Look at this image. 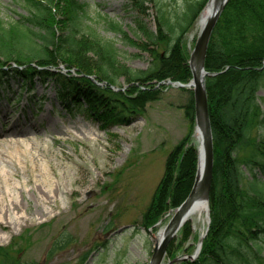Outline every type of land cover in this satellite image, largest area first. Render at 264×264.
Wrapping results in <instances>:
<instances>
[{"label":"trees","instance_id":"16d2710c","mask_svg":"<svg viewBox=\"0 0 264 264\" xmlns=\"http://www.w3.org/2000/svg\"><path fill=\"white\" fill-rule=\"evenodd\" d=\"M21 1L30 8L27 16L10 24L0 18L4 91L16 86L38 99L36 84L49 83L66 109L84 108L109 126L143 114L168 86L167 80L187 83L192 78L188 61L193 45L186 35L208 0H184L180 12L163 0H132L139 14L134 39L121 24L108 21L110 29L150 54L149 66L140 70L119 60L112 40L85 31L80 0ZM151 10L154 29L147 21ZM205 69L210 73L205 87L214 143L211 221L199 255L178 264H264V96L259 95L264 89V0L228 1L213 29ZM190 91L186 115L194 128ZM191 136L192 130L168 152L163 175L141 217L144 228L157 230L158 221L170 210L174 213L191 192L198 166ZM191 234L188 222L167 253L174 255L176 240L185 244ZM70 239L62 234L53 250L67 248ZM0 264H16L7 246L0 245Z\"/></svg>","mask_w":264,"mask_h":264},{"label":"rangeland","instance_id":"374dc122","mask_svg":"<svg viewBox=\"0 0 264 264\" xmlns=\"http://www.w3.org/2000/svg\"><path fill=\"white\" fill-rule=\"evenodd\" d=\"M80 1L85 5L87 33L112 40L119 60L130 68L149 66L148 52L108 27L113 20L128 38H137L133 32L139 14L131 7L132 0ZM163 2L176 12L185 5L184 0ZM29 12L21 0H0V18L6 24ZM151 13L147 21L154 29L155 11ZM197 22L186 35L190 47L199 34ZM121 85L127 87L124 79ZM44 91L48 98L44 102L31 100L27 94L18 106L0 98V208L5 210L12 193L23 206L20 211L11 209L5 217L0 212V245L8 247L16 264H147L159 231L173 214V210L166 213L157 230L141 225L163 175L166 156L191 130L192 143L199 144L196 122L191 128L186 115L190 89L165 86L143 114L109 126L100 124L84 108L66 109L55 97L52 84L38 82L37 95ZM259 95L264 96V89ZM20 127L28 128L29 134L21 140L22 146H14L19 138L6 132ZM15 147L22 151L18 160L17 151L10 157ZM189 223V241L179 245L176 240L174 255L167 253L163 264L195 257L208 222ZM62 234L71 236L70 243L55 251L54 242Z\"/></svg>","mask_w":264,"mask_h":264},{"label":"water","instance_id":"95a60500","mask_svg":"<svg viewBox=\"0 0 264 264\" xmlns=\"http://www.w3.org/2000/svg\"><path fill=\"white\" fill-rule=\"evenodd\" d=\"M228 1L229 0H208L205 6L206 8L211 4L212 11L209 17L200 27L197 40L190 54L189 66L192 71V79L190 82L183 83L180 81H168L170 84L177 85L179 87H187L193 90L196 131L200 133L201 146L199 145L198 147V167L192 190L185 201L176 209V212L166 224L164 228V235L161 240L155 244L154 252L147 264L163 263L170 242L178 234L181 227L186 222L185 216L192 202L196 198L200 197L206 198L207 202L209 201V193L213 179L214 143L209 116L208 97L205 87V78L210 73L205 69V59L213 29ZM209 224L210 218L206 233L208 232ZM206 233L203 235V237L206 235ZM203 237H201L195 256H197L200 252ZM191 257L194 258V256Z\"/></svg>","mask_w":264,"mask_h":264},{"label":"bare ground","instance_id":"6f19581e","mask_svg":"<svg viewBox=\"0 0 264 264\" xmlns=\"http://www.w3.org/2000/svg\"><path fill=\"white\" fill-rule=\"evenodd\" d=\"M211 11H212V5L210 4L209 6H207L201 16L199 17V20L197 22L198 24V27L200 28L203 23L205 22V20L209 17V15L211 14ZM11 134L10 136H15L17 138H19V140H16L15 143H14V146L17 145V146H22V142L21 140L27 136V134H29V129L28 128H16V129H13V128H10L9 131H7L6 133ZM195 136L196 138L198 139V141L200 142V146H201V136H200V133L198 131L195 132ZM14 138V137H13ZM13 151H17L16 152V159H20L19 157H21L19 154H21L20 152V147H15L12 151L10 150V154L13 152ZM13 154V153H12ZM12 154L10 155V157L13 159V156ZM25 154V153H24ZM23 154V155H24ZM32 154V153H31ZM12 187V186H10ZM16 187V186H15ZM15 187L13 186V188H11L10 190L13 192V190L15 189ZM11 199H9V202L7 203V207L4 208L1 207L0 208V212L1 214L3 213V216L5 217V215L11 210H17V211H20V209L23 207L21 205V203H18V200L16 197H14V194L12 193L11 194ZM2 201H4V198L1 199ZM5 202V201H4ZM2 217V216H0ZM199 221V220H204V221H207L209 220V205H208V202L206 200V198H203V197H200V198H196L192 204L190 205L187 213H186V216H185V224L190 222V221ZM206 233V231L203 233V235ZM164 235V228H162L160 231H159V238H158V241L161 240V238L163 237ZM202 235V237H203ZM152 264H155V263H152Z\"/></svg>","mask_w":264,"mask_h":264}]
</instances>
